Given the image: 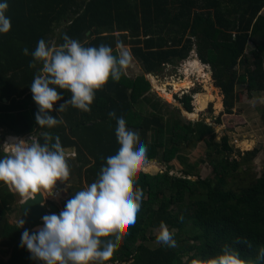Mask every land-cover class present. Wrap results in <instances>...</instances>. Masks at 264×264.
<instances>
[{"label":"trees","instance_id":"16d2710c","mask_svg":"<svg viewBox=\"0 0 264 264\" xmlns=\"http://www.w3.org/2000/svg\"><path fill=\"white\" fill-rule=\"evenodd\" d=\"M6 2L11 29L0 33V128L4 134H35L41 144L45 132L58 135L64 150H75L74 155L66 153L70 171L73 168L79 182L85 179L89 184L106 163L102 157L115 155L120 147L115 135L117 122L108 115L111 111L122 116L129 129L139 132L148 149L146 162L158 160L160 150L165 149L162 163L168 164L166 171L139 173L136 187L143 189L144 198L137 223L105 264H201L217 254L224 243L235 247L243 258L255 259L258 247L264 246V166L260 176L246 186H228L224 176L237 164L227 163L225 155L231 152V146L223 136L214 149L224 159L210 162L217 180L214 184L199 177L191 179L188 173L181 177L170 174L181 146L205 124L165 116L162 105L153 92L150 94L152 83L145 74H157L166 64L184 60L193 50L210 67L215 83L222 89L227 112H231L237 84L244 86L249 99L253 93L264 92V0ZM65 34L85 47L108 45L114 55L118 45L130 44L144 73L130 78L123 72L118 82L109 79L96 92L90 112L69 105L59 114L56 109L71 93L57 89L63 99L54 103L50 114L61 116L64 123L42 128L35 119L38 108L30 90L41 65L30 68L32 57L22 50L27 47L31 53L40 39L48 42L53 36L62 44ZM249 42L251 58L246 53ZM179 100L186 113L196 116L209 102L205 93L193 98L184 93ZM261 115L264 117V109ZM9 191L0 195V253L3 250L8 256L7 260L0 258V264H41L30 259L26 247L19 246L23 230L9 221L16 211L17 193ZM162 221L173 231L176 248L162 244L151 248L147 244L150 233ZM237 238L247 239L252 247L234 243Z\"/></svg>","mask_w":264,"mask_h":264},{"label":"clouds","instance_id":"9594fccd","mask_svg":"<svg viewBox=\"0 0 264 264\" xmlns=\"http://www.w3.org/2000/svg\"><path fill=\"white\" fill-rule=\"evenodd\" d=\"M8 7L6 0L0 2V33L3 34L11 29L10 18L6 16ZM22 51L32 57L30 68L41 65L30 90L38 108L36 122L39 127L49 129L64 123L61 116L54 118L50 114L54 103L63 99L57 89L71 93L56 109L59 114L69 105L90 112L96 92L109 79L118 82L131 62L130 52L122 46L114 55L108 45L85 47L67 34L62 44L42 38L31 53L27 47ZM108 115L117 122L115 135L120 147L115 155L102 157L106 163L101 166L97 179L75 192L59 214L44 215L42 226L33 232L23 231L19 246L26 247L30 259L41 264H105L129 235L128 230L137 223L144 193L136 183L148 149L139 132L129 129L122 116L117 117L115 111ZM3 137L0 182L19 194L23 202L42 192L48 205L46 194L52 192L57 181L66 182L70 176L60 137L45 132L43 144L31 135ZM24 224L20 219L18 227ZM156 241L168 248L177 247L174 233L163 221L156 232ZM234 243L252 247L251 242L243 238H237ZM201 264H264V246L258 247L255 259H245L235 247L224 243L217 254Z\"/></svg>","mask_w":264,"mask_h":264},{"label":"rangeland","instance_id":"374dc122","mask_svg":"<svg viewBox=\"0 0 264 264\" xmlns=\"http://www.w3.org/2000/svg\"><path fill=\"white\" fill-rule=\"evenodd\" d=\"M261 12L264 13V7ZM55 42L56 37L53 36L51 38V43ZM248 44L249 46L246 49V53L251 58L249 53L251 43L249 42ZM120 46L131 54V62L125 69L127 72L125 75L133 78L144 73L141 63L134 58L131 53V45H118L117 49ZM195 54L196 53L192 50L189 56L184 60H179L175 64H166L162 70L151 77L153 94L159 105H162L165 116L176 117L182 122L191 121L196 123L200 121L205 124V128L201 126L197 128L192 140L181 146L177 159L172 163L170 174L181 177L185 175L184 173H188L191 179H197L199 177L201 179H208L214 184L217 180L211 171L210 162L224 159L222 158L223 154L215 151L214 144L220 143L222 137L226 136L227 142L231 146V152L226 153L225 159H227L226 161L228 164H231V161H235L237 167L235 169L229 168L231 172L224 176V181L228 186H236L237 184L238 188L246 186L252 179L260 176L264 166V117L261 115L264 109V92L253 93L252 99H249L245 94L244 86L237 84L234 89L236 98L233 99L231 112H227L223 105L222 89L215 83L210 67L200 63V60ZM193 57L202 65L200 68L202 74L201 72L197 73V70H193L191 64H189ZM241 68V66H238V71H241ZM187 69L189 70L188 72L192 80V85L190 88L180 90H175L171 84L166 85V87H168L167 89L171 91L173 95V99H167L156 85L160 86V84H166L172 80L178 81L184 79V73ZM184 93L191 94L192 98L197 94L205 93L209 100L206 108L200 111L197 116L186 114L184 105L179 100ZM216 93L220 96V109L216 108L214 98ZM192 110H194L193 99ZM169 139L170 136H168V140ZM245 143H248L249 146H246ZM168 144L169 142L167 141V145ZM164 150L165 149L160 150L158 160L147 162L145 163L146 165L144 164L143 169L147 171V173L157 174L167 170L168 164L165 163L163 165L162 162H159L163 160L162 156ZM253 150H256V153H252ZM70 172H72V174H70L64 185L62 182L61 188L63 190V196L67 200L77 192V186L79 185L75 170L72 168ZM69 180L71 181L69 182ZM7 191V185L0 182V195ZM17 197L14 204L16 211L9 216L10 222L14 224H18L23 216L19 207L20 200L22 199H20L18 195ZM66 202L67 201L62 202L63 208ZM14 221H16V223ZM157 230L158 229L153 230L150 233L149 237L151 239L152 237H156ZM151 239L147 242L151 248H156L160 245L156 240ZM184 239H186V237H184ZM191 243L190 241L189 244ZM2 255L3 257L6 256L4 252H2ZM186 258L187 257H184V260H186ZM117 264L123 263L118 262Z\"/></svg>","mask_w":264,"mask_h":264},{"label":"water","instance_id":"95a60500","mask_svg":"<svg viewBox=\"0 0 264 264\" xmlns=\"http://www.w3.org/2000/svg\"><path fill=\"white\" fill-rule=\"evenodd\" d=\"M6 101L7 99H4V102ZM20 210L23 215L22 219L25 221L22 230L27 229L33 232L38 226L43 225L42 217L51 212H57V207L55 205H47L43 193L37 192L34 198H29L27 201L20 203Z\"/></svg>","mask_w":264,"mask_h":264},{"label":"bare ground","instance_id":"6f19581e","mask_svg":"<svg viewBox=\"0 0 264 264\" xmlns=\"http://www.w3.org/2000/svg\"><path fill=\"white\" fill-rule=\"evenodd\" d=\"M201 63V62H200ZM200 63H199V61L197 60V59H195L194 57H193V59L189 62V64H191V67H192V69L193 70H197L196 72L197 73H200L201 72V67H202V65H200ZM189 70L187 69L186 70V72L184 73L185 75H184V79H182V80H178V81H175V80H172L171 82H168V83H166V84H160V86L159 85H156L157 86V88L158 89H160L161 91H162V93L165 95V97L167 98V99H171L172 98V92L171 91H169L167 88L168 87H166V85H169V84H171L174 88H175V90H180V89H186V88H190V86L192 85V80L190 79L191 77H190V74H189V72H188ZM201 74H202V72H201ZM201 74H199V75H201ZM195 75V74H194ZM193 75V76H194ZM198 77V76H197ZM214 98H215V104H216V108L217 109H220V106H221V104H220V96L218 95V93H216L215 95H214ZM173 99V98H172ZM186 114H188V113H186ZM189 115H192V114H189ZM250 142V141H249ZM245 145L246 146H249V144L248 143H245ZM244 146V145H243Z\"/></svg>","mask_w":264,"mask_h":264},{"label":"crops","instance_id":"0c3cea01","mask_svg":"<svg viewBox=\"0 0 264 264\" xmlns=\"http://www.w3.org/2000/svg\"><path fill=\"white\" fill-rule=\"evenodd\" d=\"M48 42H51V40H49ZM55 44L56 45H59V44H61L60 42H58V40H57V38H56V42H55ZM132 53V52H131ZM133 55V54H132ZM196 55V54H195ZM134 58H136V57H134ZM137 59V58H136ZM124 72H125V74H127V72H126V70H124ZM211 73V72H210ZM153 75L154 74H152V73H149V74H145V76H146V78L147 79H149L150 81L152 80L151 79V77H153ZM151 83H152V81H151ZM152 92H153V90L150 92V94H152ZM7 102V101H6ZM148 104V103H147ZM143 106H141V108H142ZM151 107V106H150ZM143 109H145L144 107H143ZM187 112V111H186ZM192 112V111H191ZM4 135H7V134H2V129L0 128V139L2 140V142L5 140V138L3 137ZM9 136L11 135V134H8ZM26 137H30V135H25ZM31 137H34L36 140H37V135H35V134H31ZM65 153H67V154H75V150L74 149H66L65 150ZM71 158H73V156H71ZM152 161H154V160H152ZM152 161H149V162H152ZM159 162H163V161H159ZM147 163V162H146ZM146 165V164H145ZM143 172H146L147 173V171H145L144 169L142 170ZM73 172V171H72ZM72 172H70V174H72ZM76 177H77V181H78V186L77 187H79L80 189H83V188H85L86 186H88L89 185V183L87 182V181H85V179H83L82 180V182H79V177L77 176V174H76ZM72 180V179H71ZM71 180H69V182L71 181ZM64 183L65 182H63V185H64ZM7 192H10L9 191V189H8V191ZM7 192H5V193H7ZM17 195L19 196V194H16V196H15V199L17 200ZM20 197V196H19ZM20 199H21V197H20ZM19 200V199H18ZM65 201H67V199H65V197L63 196V193H62V199H61V204H62V202H65ZM21 202H23L22 200H20V203ZM20 203H19V207H20ZM61 210H63V207H61ZM9 221H10V218H9ZM15 223H16V221H14ZM11 224H14V223H12V222H10ZM1 253H2V251H1ZM0 253V257H2L4 260H7L8 259V256H5V257H3V255ZM6 258V259H5Z\"/></svg>","mask_w":264,"mask_h":264},{"label":"flooded vegetation","instance_id":"af4514ba","mask_svg":"<svg viewBox=\"0 0 264 264\" xmlns=\"http://www.w3.org/2000/svg\"><path fill=\"white\" fill-rule=\"evenodd\" d=\"M62 193L63 190L61 189V193L60 195H58V198L49 200L48 205H55L57 207V212H51L50 214L52 213L59 214V212L62 211L61 210V207H63V205L61 204Z\"/></svg>","mask_w":264,"mask_h":264},{"label":"built area","instance_id":"2783aa9c","mask_svg":"<svg viewBox=\"0 0 264 264\" xmlns=\"http://www.w3.org/2000/svg\"><path fill=\"white\" fill-rule=\"evenodd\" d=\"M61 188H62V182L61 181H57L55 187L52 190V192L54 194L53 195H51V193L50 194H46L47 195V199L51 200V199L58 198V195H60V193H61Z\"/></svg>","mask_w":264,"mask_h":264}]
</instances>
